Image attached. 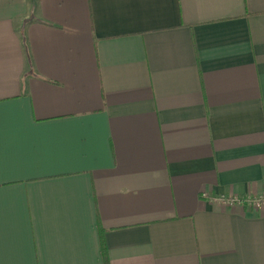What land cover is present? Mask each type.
<instances>
[{
    "label": "crops",
    "instance_id": "0c3cea01",
    "mask_svg": "<svg viewBox=\"0 0 264 264\" xmlns=\"http://www.w3.org/2000/svg\"><path fill=\"white\" fill-rule=\"evenodd\" d=\"M263 193L264 0H0V264H264Z\"/></svg>",
    "mask_w": 264,
    "mask_h": 264
},
{
    "label": "built area",
    "instance_id": "2783aa9c",
    "mask_svg": "<svg viewBox=\"0 0 264 264\" xmlns=\"http://www.w3.org/2000/svg\"><path fill=\"white\" fill-rule=\"evenodd\" d=\"M203 196H206V194L203 193ZM220 201L226 204L238 203V204H245L248 207H253L256 209H262L264 208V193L256 197H249L246 199H240L237 197H228V198H222L220 199Z\"/></svg>",
    "mask_w": 264,
    "mask_h": 264
},
{
    "label": "trees",
    "instance_id": "16d2710c",
    "mask_svg": "<svg viewBox=\"0 0 264 264\" xmlns=\"http://www.w3.org/2000/svg\"><path fill=\"white\" fill-rule=\"evenodd\" d=\"M104 261H105V264H107V260H106V257H104Z\"/></svg>",
    "mask_w": 264,
    "mask_h": 264
}]
</instances>
